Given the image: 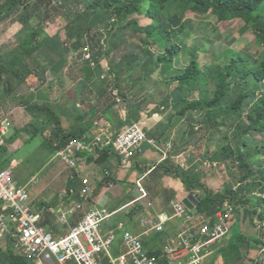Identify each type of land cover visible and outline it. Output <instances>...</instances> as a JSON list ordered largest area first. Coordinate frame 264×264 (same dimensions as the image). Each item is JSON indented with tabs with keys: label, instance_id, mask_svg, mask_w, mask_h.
<instances>
[{
	"label": "rangeland",
	"instance_id": "obj_1",
	"mask_svg": "<svg viewBox=\"0 0 264 264\" xmlns=\"http://www.w3.org/2000/svg\"><path fill=\"white\" fill-rule=\"evenodd\" d=\"M94 2L95 0L69 2L67 7L69 14L67 17L54 18L45 26L44 30L46 33L47 30L52 31L58 34L60 38H58L60 41L56 47L61 50V55L57 60L58 72H60L61 78H57L59 75H55V77L51 76V79L46 81L45 87L40 85L39 95L41 100L39 102L43 101V99L45 101V97H49L50 105L54 107V111L61 117L63 127L68 130L78 131V127L81 125L83 128H86L98 116H109L113 121L124 117V119H127L126 127L131 124H137L147 134H153L155 138L152 137L155 145L146 147L155 149L156 151L151 149L145 150L144 156H150L149 160L144 163L147 162L146 164L149 165L159 163H163L164 166L173 165L183 174L188 173L199 177L214 192L222 191L228 186L234 185L233 175L243 174V171L239 168L238 162L234 158L227 157L224 161L221 158L222 153L228 151V147H231L234 151L236 149L233 139L237 135V130L234 126H231L230 118L227 121V125L219 126L218 129L214 130L200 124L204 115L208 113L206 111L189 112L184 117L176 116L175 113L181 109V106L175 108L172 103V97L168 99V96L172 93L174 84L170 81L159 79L158 70L148 76L143 66L146 58L142 62L137 63L135 71L131 70L132 64L127 58L125 62L118 65L120 74H116L121 77L120 85L125 93V100H122L117 95L115 88L111 89V94L108 93L109 89L106 91V86L113 81L114 76V73L109 71L108 64L110 60H114V55H117L118 52L111 50L108 42L104 44V49H100V44L103 42L92 41L90 43L88 37H95L97 39L98 37L105 36V27L107 26L106 21L102 22V8L90 7ZM147 7L148 1L143 2L140 7L141 14L137 16L138 24L142 27L151 22V19L145 15ZM70 12H76L77 14L76 16H71ZM159 20L167 23L169 25L168 29H174L176 32L172 36L170 43H177L181 47L179 56L172 63H165L162 66L165 68L168 76L172 73L173 67L178 63L182 66L188 65L191 50L194 48L202 66L208 65L209 59L212 56V50L218 52L225 47L237 51L247 49L248 54L254 58H264V48L258 45L254 34L250 30L243 34L240 33L243 25L240 20L219 22L217 17L211 12L203 16H195L183 2H177L165 9L160 14ZM21 28L22 24L18 21L16 35L10 38L14 42L12 44L9 42L11 46L6 50L8 58L15 55L18 43L25 39L26 33L21 31ZM77 30L80 35L82 34L81 43L83 44L78 48L75 45L78 36L72 39L66 37L69 32ZM116 30H118V27H116ZM131 34L134 35L131 30H124L119 33L116 45L120 47L124 41L130 40L132 42L135 41L134 38L136 36L142 37V34H137L136 36H132L131 40ZM151 49L158 55H161L164 51L163 48L157 45H152ZM107 51H111V54L107 55ZM98 53L99 55H97ZM87 55L88 58L86 57ZM40 58L43 63L42 68L48 67L53 63L51 62V57L42 50ZM87 60L91 61L90 67L92 70V73L88 76L84 75L81 71V67ZM137 77L140 78L139 81L136 80ZM155 81L163 84L157 86ZM36 85H38V81ZM69 87H72L71 90H69ZM263 89L262 87L261 90ZM188 97V100L191 101L193 99L204 98V95L198 89H195ZM113 101L116 104L112 106L109 115H106L103 109H106ZM73 108H75L74 111ZM78 112L84 116L82 117L84 119H80L82 121L75 118ZM32 115L34 118L29 123L23 125V130L25 131H18L22 142H24L23 140L26 142L12 155L17 161V165L13 168V173L16 181L20 183H24L34 177L36 182L29 186V199L33 203L35 202V204L40 202L47 204L50 201L51 195L60 187V179L64 177L68 168L58 157L42 148V141L49 131L48 126H46V116L36 111ZM211 115H213L212 112ZM44 123L45 129H42L40 126ZM234 123L245 124L243 119L236 120ZM105 126L99 125L94 128H101L102 130L109 128ZM89 130L93 131V128H89ZM244 138L250 142L251 147H254L256 144L258 145L264 141V134L250 133ZM146 147L143 148L145 149ZM161 157L163 160H160ZM255 160L259 161V165H254L253 176L250 180L243 183V185L249 183L252 185L253 183L246 192V198H244L248 205L257 203L260 199L259 194L264 192L261 184L263 182V170H260L264 168V155L256 156ZM95 171L94 173L97 177H101L102 179L100 181L102 186H109L112 181L116 182V180H113V178H116L115 173L100 169V167H96ZM129 171L131 175L141 176L140 170L136 168H132ZM105 172L108 173L105 174ZM166 180L167 176H165L163 170L157 169L152 174H149L140 184L136 181L133 184L135 187L133 188V192L131 188H128L130 196L120 192L122 195L120 199L116 192L119 189L117 187L114 192L105 194L104 200H107L108 197L111 199L112 206L108 205V210H117L119 208L118 205L123 200H127V198L128 200L133 198L130 201L133 204L123 211H117L119 213H114L103 223V227L104 225L109 226L114 224L111 228L113 229L119 220L126 227L133 222L135 217L143 214L144 211L149 210L153 214L163 211L169 205L167 203L164 204L165 195L161 192ZM128 181L125 176L123 182L120 183L128 184ZM147 185H150L151 188L147 198L143 200L144 203L141 201L138 202L139 204L134 203L143 195L141 189L144 190ZM234 187L236 188L237 186L235 185ZM94 190L92 191L90 200L95 198ZM248 207L234 209L235 216H233V219H235L234 217L242 218V215L245 218L250 215L252 218ZM109 212L112 211L110 210ZM229 221L228 230H230ZM262 226L264 227V223ZM237 230H241L242 232L246 230L240 221L232 228L231 233ZM121 236V231L116 233V238L120 239ZM4 243L2 241L0 244L3 245Z\"/></svg>",
	"mask_w": 264,
	"mask_h": 264
},
{
	"label": "trees",
	"instance_id": "obj_2",
	"mask_svg": "<svg viewBox=\"0 0 264 264\" xmlns=\"http://www.w3.org/2000/svg\"><path fill=\"white\" fill-rule=\"evenodd\" d=\"M75 1L0 0V17L17 18L22 24L21 31L26 33L25 39L18 43L15 55L11 58L7 57L6 61H0V83L6 89L13 82H22L32 74H35L39 80L44 79V68H42L43 63L40 58L41 50L51 57V62H54L47 49L49 37L44 28L54 18L67 17L69 14L67 12L68 3ZM145 1H148L145 15L151 19V22L142 27L138 24L137 16L141 14L140 7ZM177 2H183L195 16H203L211 12L219 22L240 20L243 24L240 33L243 34L250 30L254 34L258 45L264 48V0H95L90 7L102 8V22L106 21L107 26L105 27V36L97 39L88 37L90 43L92 41L103 42L100 44V49H104V44L108 42L111 50L118 52L117 55H114V60H110L108 64L109 71L113 72L114 76L113 81L106 86V91L109 89L108 93L111 94V89L115 88L117 95L125 100V93L120 85L121 77L118 76L120 74L118 65L125 62L127 58L132 64L131 70L135 71L137 63L146 58L143 66L148 76L158 70L159 75L165 78L164 80L174 84L168 99L172 97L175 108L181 106V109L176 111V116L184 117L189 112L206 111L208 113L204 115L200 124L214 130L218 129L219 126L227 125L230 118L231 126H234L237 130V135L233 139L236 149L234 151L231 147H228V151H224L221 158L222 161L226 160L227 157L234 158L243 171V174L233 175L234 185H230L222 191L214 192L199 177L188 173L183 174L173 165L164 166L163 163H159L146 166V169L151 173L161 169L164 174L173 179H178L187 194L197 193L200 197L199 203L195 207V214L197 215H213L226 201L235 210L239 207L249 206L248 209L252 216L251 222L258 227L260 232L254 242L262 248L264 247L262 233L264 200L260 198L257 203L248 205L244 198H246V192L253 183L252 185L250 183L243 185V183L253 176L254 165H259V161H256L255 157L264 155V141L251 147L250 142L244 138L250 133L264 134V89L261 90L262 87L264 88V58H254L248 54L247 49L237 51L225 47L218 52L212 50L208 65L202 66L194 48L191 50L190 61L187 66L173 70L169 76L166 75V70L162 66L165 63H172L179 56L181 47L177 43H170L176 32L174 29H168L169 25L159 20V16L165 9ZM76 14V12H70L71 16H76ZM116 27H118V30H116ZM124 30H131L135 36L142 34V37L136 36L134 38L136 42L124 41L121 43L122 46L119 47L116 45L117 35ZM116 31L118 32L115 33ZM134 35H130L131 40ZM76 36H78V40L75 45L78 48L82 44V34L80 35L78 30L69 32L66 37L72 39ZM152 45L163 48L162 54L154 53L151 49ZM110 52L107 51L106 54L110 55ZM90 63L91 61L87 60L81 67L84 75L88 76L92 73ZM32 64L35 68H39L41 73H33L30 68ZM138 77L136 78L137 81L140 80ZM195 89H198L204 95V98L188 100V96ZM114 104H116L115 101L109 104L106 109H103V112L109 115ZM23 106L28 112L34 113L36 111L46 116V126H48L49 131L42 141V148L48 150L51 154H55L71 139H82L87 144L91 140L88 131L94 121L79 131L68 130L63 127L61 117L54 111V107L50 103L28 105L25 102ZM211 112L213 115H211ZM240 119H243L244 125L234 123ZM126 125L127 119H118L114 136L120 133ZM40 127L45 129V123ZM148 136L153 137V134H148ZM5 150V148L0 149V154H2L0 169L10 166V158L4 156ZM90 151L94 152L97 158L91 156ZM83 156L87 157L88 162H93L104 170L109 167L108 161L111 156H115L118 162L123 163L111 146L104 148L92 146L83 153ZM134 157L128 163L131 167L140 168ZM260 170H263V182L261 184L264 191V168ZM75 176L76 174L72 173L66 184L67 193H70V183L74 181ZM101 186L100 184L94 190L95 197L99 194ZM154 237L156 244H154V247L146 249L150 256L160 254L158 243L162 237L160 234H155ZM246 240V235L241 230L229 235L226 234L221 238V245L217 253L221 254L224 264H246L242 262L241 255V248ZM0 264H34V262L14 252L9 238L3 245L0 244ZM255 264H260V261Z\"/></svg>",
	"mask_w": 264,
	"mask_h": 264
},
{
	"label": "built area",
	"instance_id": "obj_3",
	"mask_svg": "<svg viewBox=\"0 0 264 264\" xmlns=\"http://www.w3.org/2000/svg\"><path fill=\"white\" fill-rule=\"evenodd\" d=\"M104 129L94 128L88 144L82 139H71L56 151V157L80 170L83 153L92 146H111L123 163L129 164L145 145H155L154 139L137 124L129 125L116 136L109 128ZM5 130L6 125H1L0 147L5 144ZM29 183L17 182L11 166L0 169V243L10 238L14 252L34 264H206L210 250L227 233L234 212L227 201L210 216L197 215L182 202L172 203L163 212L142 214L138 221L140 232H123V251L116 254V234L103 227L115 212L92 209L68 233L55 238L30 209ZM91 195L89 181L84 178L78 200L55 208L58 221L65 223ZM259 197L264 200V192ZM155 234H164L161 259L150 257L143 243V237Z\"/></svg>",
	"mask_w": 264,
	"mask_h": 264
},
{
	"label": "crops",
	"instance_id": "obj_4",
	"mask_svg": "<svg viewBox=\"0 0 264 264\" xmlns=\"http://www.w3.org/2000/svg\"><path fill=\"white\" fill-rule=\"evenodd\" d=\"M16 28H18L17 18L0 17V61H3V60L6 61L8 59L7 58L8 53L6 50L14 42V41L12 42L10 38L16 35V31H17ZM14 30H15V33H14ZM47 35L49 37V41L47 43V49L50 52L51 56L53 57L54 62L53 64L44 68V73L42 69V73L44 74V79L39 80V78L35 74H32L28 76L22 82H13L10 87L9 86L7 87V89L3 86L2 83H0V126L3 124L6 125V130H5V135H4L5 144L4 146H1L0 149L1 148L6 149L4 152V156L7 158H10V166L12 168H14L17 165V161L14 159L12 155L22 146L23 143L26 142L25 140H23L24 142H22V139H20L18 135L19 134L18 131H21V132L25 131L23 130L24 128L23 125H25L26 123H29L30 120L34 118L31 112L26 111L25 107L23 106V103L26 102L28 105H33L36 103L37 104L51 103L48 100L49 97H45V101L43 99V101L39 102L41 100L40 99L41 97L39 95V90L41 89L40 85L45 87L46 81L50 80L51 76L55 77V75L58 76L60 74V72H58L59 69L57 65V60L59 59V56L61 55V50L60 48L56 47V45L59 44L60 38L58 34L52 31H49V30H47ZM9 42H11V44ZM181 67L183 66L178 63L176 66L173 67L174 68L173 70L179 69ZM30 68L33 71V73H41L39 68H35L33 64L30 66ZM166 75H168V73ZM57 78H61V76L59 75V77ZM159 79L164 81L165 78H162L159 75ZM37 81H38V85H36ZM155 84L157 86H160L163 83H160L159 81H155ZM71 88L72 87H69V90H71ZM74 109L75 108H73V111ZM82 117L84 116H82V114L79 112L75 116L77 120L84 119ZM119 119H124V117H120ZM117 120L118 119H115L113 121L109 116H106V117L98 116L96 117V119H94L95 124L92 125L90 129L91 128L94 129V127L99 126V125L100 126L106 125L110 128L109 130L111 132H115ZM125 127L123 129H125ZM81 128H83L82 125L78 127V131ZM92 133L93 131H90V130L88 131V135L91 138H92ZM146 146H149V145H145L144 147ZM147 149L149 150L151 148L149 147H146L145 149L143 148L142 151L136 154L134 157L135 160L138 161L140 165V168H136L137 170H140V173H141V176H138V177L135 174L131 175L129 171L135 167L129 168L130 164L118 162L115 156H111L108 161L109 167L106 168L105 170L115 173L116 178H113V180H116V182L112 181L109 184V186L107 185L102 186L97 197L93 198L92 200H90L89 198L87 201L81 202V208L78 209L75 212V214L68 217L65 223H60L58 221L55 208L62 206V205L73 204L78 200V193L81 188L82 179L86 178L89 181V185L90 187H92L91 188L92 191L97 188V186L100 184V181L102 179L101 177H97V175L94 173L96 172L95 170H96V167L98 166H96V164H94L93 162H88L86 156L85 158H83V162L81 163L82 168L80 170L70 168L62 160H60L68 168V171H66L64 177L60 179L61 181L60 187L57 188L54 194L51 195V198L49 199L50 201L48 200L50 204L47 203L48 205L45 202H40L38 204H35V202L33 203V201L29 199V206H30L31 211L39 216L40 218L39 222L42 226H44L49 231H51L55 238H59V237L64 236L66 233H68L71 227L76 225L84 217V215L92 209L104 208L108 212L111 210L112 212H115V213L119 210L121 211L125 210L126 208H128V206H131L133 204V202H130L133 198L130 200H128V198L127 200L126 199L123 200L122 203L118 205L119 208H117V210L116 209L108 210L107 208H109V206H112L111 199L108 197L107 200H104L105 194L114 192L115 188L117 187L119 189L116 192L118 193V196L120 197V199L122 198V195L120 194V192H123L127 194V196H130L128 188H131L133 192V188H135L133 184H135L136 181H138V183L140 184L142 181H144L148 177L149 174H152L150 171L146 169V166H151V165L146 164L147 162L144 163L145 161L149 160V156H150V155L144 156L145 150L147 151ZM151 150L156 151L155 149H151ZM153 151H151L152 154H154ZM91 154H92L91 156H93L94 158H97V155H95L94 152L93 153L91 152ZM1 156L2 154H0V158ZM54 156H56V153L54 154ZM160 160H163V158L161 157ZM72 173L76 174V176H75L74 181L70 183V193H67L66 184L69 181ZM107 173L108 172H105V174ZM125 176L129 180L128 184L120 183V182H123ZM165 176H167V180L165 184L163 185V189L161 192H163L165 195L164 204L167 203L169 205L163 211L169 208L172 205V203L182 202V199L187 194L183 190L182 184L178 179H173L166 174ZM28 182H30L28 184V190H29V186L35 183L36 181H35V178L32 177L30 180L24 183H28ZM150 188H151L150 185L145 186L144 190L143 189L141 190L143 192V195H141L139 197V200L137 199V201H135L134 203L139 204L138 203L139 201L143 202V200L147 198ZM29 198H30V195H29ZM193 210H195V208ZM163 211H160V212H163ZM147 213L153 214L149 210L144 211L143 214H147ZM141 215H139L138 217H135L133 219V222H131V224L126 227L123 225L122 221L119 220L118 223L115 224L113 229L111 228L114 224L109 225V226L104 225V230L106 232L113 231L115 234L119 233L120 231L122 232V234L125 231L139 233L140 227L138 225L139 224L138 221ZM233 216H235L234 212L230 217L231 218L229 221L230 230L227 231L228 235L231 234L232 228L235 227L237 223H239V221L246 228V230L243 231V233H245L246 235L247 240L243 243L242 248H241L242 262L246 264H252L253 262V264H255L256 262L260 261L261 263V260L264 258V247L261 248L254 242L260 233L258 230V227L252 224L250 215L249 217L246 216V218L244 215H242V218L234 217L235 219H233ZM254 221L256 220L254 219ZM119 226H121V228H119ZM262 233H263V240H264V227L263 226H262ZM161 237L162 238L158 243V246L160 248V254L156 256L149 255L150 257L161 259V256L163 254L162 253V243L164 239V234L161 235ZM154 238H155L154 235L143 237V243L147 250L148 248L154 247V244H156L155 243L156 241L154 240ZM220 240L221 238L215 243L213 248L210 250L209 255L207 257L206 264H221V262L222 264H224L221 254L217 253L219 250V246L221 245ZM113 248L116 254L121 253L123 251L122 236L120 239L115 237Z\"/></svg>",
	"mask_w": 264,
	"mask_h": 264
},
{
	"label": "water",
	"instance_id": "obj_5",
	"mask_svg": "<svg viewBox=\"0 0 264 264\" xmlns=\"http://www.w3.org/2000/svg\"><path fill=\"white\" fill-rule=\"evenodd\" d=\"M200 197L197 193H188L182 199V203L190 210H193L199 203ZM260 264H264V258Z\"/></svg>",
	"mask_w": 264,
	"mask_h": 264
}]
</instances>
